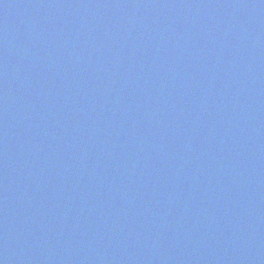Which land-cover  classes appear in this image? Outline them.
Here are the masks:
<instances>
[{"label": "water", "instance_id": "obj_1", "mask_svg": "<svg viewBox=\"0 0 264 264\" xmlns=\"http://www.w3.org/2000/svg\"><path fill=\"white\" fill-rule=\"evenodd\" d=\"M0 264H264V0H0Z\"/></svg>", "mask_w": 264, "mask_h": 264}]
</instances>
